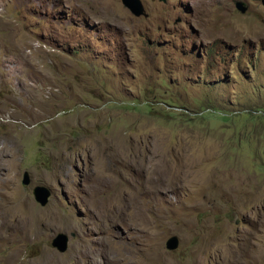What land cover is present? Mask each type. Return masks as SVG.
Returning a JSON list of instances; mask_svg holds the SVG:
<instances>
[{
  "label": "rangeland",
  "instance_id": "1",
  "mask_svg": "<svg viewBox=\"0 0 264 264\" xmlns=\"http://www.w3.org/2000/svg\"><path fill=\"white\" fill-rule=\"evenodd\" d=\"M140 2L0 0V264H264V6Z\"/></svg>",
  "mask_w": 264,
  "mask_h": 264
},
{
  "label": "water",
  "instance_id": "2",
  "mask_svg": "<svg viewBox=\"0 0 264 264\" xmlns=\"http://www.w3.org/2000/svg\"><path fill=\"white\" fill-rule=\"evenodd\" d=\"M124 7H126L129 12L135 16H145V11L140 0H121ZM262 5L264 6V0H261ZM237 8L241 13L245 12V9L237 3ZM22 185L30 184V177L28 172H24L22 175ZM32 195L36 203H38L41 207H44L48 204V200L51 196V190L44 186H35L32 189ZM70 236H74V234H70ZM69 236L65 233L56 234L51 240V246L56 249L59 253H64L68 249ZM179 239L176 236L170 237L166 243L165 248L168 251H174L178 248Z\"/></svg>",
  "mask_w": 264,
  "mask_h": 264
},
{
  "label": "bare ground",
  "instance_id": "3",
  "mask_svg": "<svg viewBox=\"0 0 264 264\" xmlns=\"http://www.w3.org/2000/svg\"><path fill=\"white\" fill-rule=\"evenodd\" d=\"M0 152H1V149H0ZM0 163H1V159H0ZM156 171H159V169H156ZM3 216V215H2ZM5 217V216H4ZM113 217H114V215H113V213H109V214H107L106 215V217L105 218H108L107 219V221L108 222H110V219L112 220L113 219ZM110 218V219H109ZM1 219V218H0ZM3 219V218H2ZM117 220V219H116ZM2 222V223H1ZM1 225H6L7 223V221L5 222V220H1ZM107 244H109L110 245V247H111V249H114L115 251H117L118 253H124V252H122L121 250H118V249H116L115 248V246H123L124 245V242L123 241H113V240H111V239H109L108 241H107ZM109 247V248H110ZM111 249H109V250H105V251H103V253L101 252H99V253H97V251H95L93 254L88 250V249H85V250H82L81 251V253H82V256H83V258L85 259V264H101V261L99 260V259H97L95 256H97L98 254H103L104 256H105V258H106V260H108V259H112V261H116V260H118V261H122L123 263L122 264H134V257H133V254L132 253H124V255L125 256H123V257H119V255H115V254H110V250ZM143 256H141V258H142ZM140 258V257H139ZM144 258V257H143ZM103 259V258H102ZM51 260H53V262L54 263H52V264H60V263H57L56 261V259H54V257H53V259H51ZM141 260V259H140ZM139 260V261H140ZM143 260V259H142ZM145 260V259H144ZM138 261V262H139ZM142 262V261H141ZM145 262V261H144ZM143 263V262H142ZM141 263V264H142ZM64 264V263H63ZM76 264H81L80 263V261L79 262H77ZM107 264H108V262H107ZM111 264V263H110ZM115 264V263H114Z\"/></svg>",
  "mask_w": 264,
  "mask_h": 264
}]
</instances>
